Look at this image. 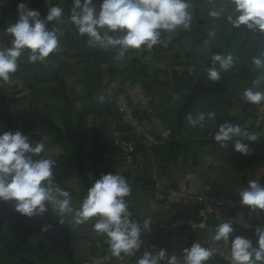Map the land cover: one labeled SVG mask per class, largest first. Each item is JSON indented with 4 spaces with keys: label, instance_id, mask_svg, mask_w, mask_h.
Returning <instances> with one entry per match:
<instances>
[{
    "label": "crops",
    "instance_id": "crops-1",
    "mask_svg": "<svg viewBox=\"0 0 264 264\" xmlns=\"http://www.w3.org/2000/svg\"><path fill=\"white\" fill-rule=\"evenodd\" d=\"M95 2L98 7L99 0ZM19 3L39 10L41 18L53 6L64 11L59 22L47 25L49 30H57L58 51L32 64L26 54L22 55L9 84L16 102L13 112L25 116L24 135L33 144H44V151L37 158L55 161L53 181L69 192L73 209L79 208L87 190L102 174L122 175L132 186V195L126 198L131 219H149L150 229H142L141 237H156L162 232L161 224L170 226L192 219L194 210L171 200L177 214L170 215L156 197L155 182L187 193H201L210 186L218 195L233 197H239L249 180L264 184V147L249 146L250 154L241 155L228 144L222 148L220 144L199 143L214 139L225 122L238 124L249 132L252 104L241 99L242 93L264 74V69H255L252 63L254 57L264 52V34L244 26L233 28L225 19L231 12L227 0H201L195 27L183 34L173 48L147 56L149 50L142 46L128 50L121 60L114 59L116 49L99 58L95 49L88 47L87 38L80 36L69 20L73 0H0V33L18 19ZM213 11L220 15L213 17ZM7 46L9 37L0 34V47ZM212 54L231 55L233 65L227 71L221 70L219 81L208 85L205 69H219L218 64L211 62ZM101 74L114 75L111 85L115 92L138 78L154 99L157 119L151 124L142 118V123L157 144L150 149L136 144L131 166L109 140L113 125L119 126L118 115L111 106H102L97 113L85 110ZM199 83L197 98L179 122V111ZM263 88L261 83L256 90ZM209 112L215 114L214 118L205 115L204 121L194 126L189 123L190 118L196 120L199 114ZM40 114L56 126L58 133H51L40 122ZM0 120L8 131H15V120L10 114L0 115ZM163 129H170L165 141L161 136ZM77 153L82 161L81 172ZM47 208L63 232L40 237L0 229V264H136L137 260L104 261L111 252L106 235L93 230L97 218L74 225L71 216L60 214L50 204ZM220 223L210 219L206 228H171L165 232L170 237L169 255L175 253L182 264L181 249L190 247L192 238L207 239L215 246L230 249L223 242L211 240ZM232 235L251 239L255 245L252 231L240 233L234 228ZM54 243L60 247L55 248ZM207 264L224 263L212 257Z\"/></svg>",
    "mask_w": 264,
    "mask_h": 264
},
{
    "label": "clouds",
    "instance_id": "clouds-1",
    "mask_svg": "<svg viewBox=\"0 0 264 264\" xmlns=\"http://www.w3.org/2000/svg\"><path fill=\"white\" fill-rule=\"evenodd\" d=\"M231 12L225 17L233 28L244 26L248 30L264 34V0H227ZM189 0H73L69 16L80 36L87 38L90 48L116 49L115 60L124 58L130 49L142 46L151 50L160 42L162 32H174L178 27L188 29L192 20ZM18 19L4 29L2 35L9 37L10 46L0 47V81L9 83L17 72L20 57L27 55L29 64L43 61L58 51L59 38L55 29L49 30V22L64 16L59 6L50 7L41 18L39 10L29 8L25 3L17 5ZM213 17L219 11L210 13ZM213 65L205 69L206 78L219 81L222 71L233 65L231 55H211ZM255 69H264V52L254 57ZM264 83V74L246 88L241 99L249 104L264 102V91L256 90ZM103 102V96L98 97ZM214 118V113H201L196 120L189 119L191 125ZM240 125L225 122L214 135V141L225 147L233 141L232 147L241 155L250 154L248 144L257 140ZM44 151L43 143L33 144L28 136L19 130L0 133V202H12L14 211L32 218L45 213L51 205L60 214L71 216L74 225L85 224L92 218L93 230L106 235L109 251L113 257L132 256L144 243L141 231L149 230L151 222L145 219L138 222L131 219L127 197L132 195V186L127 179L112 172L102 174L87 190L78 209L71 206L69 192L53 181L55 161L51 158H37ZM239 203L249 212H264V184L249 180L246 188L239 192ZM47 230V226L42 228ZM231 220H222L211 234L214 242H223L230 247L231 264H264V226H257L254 234L255 245L251 239L233 236ZM231 237V239H230ZM182 264H207L214 256V249L206 248L198 242L182 248ZM181 264L175 254L169 255L167 248L145 251L136 264Z\"/></svg>",
    "mask_w": 264,
    "mask_h": 264
},
{
    "label": "built area",
    "instance_id": "built-area-1",
    "mask_svg": "<svg viewBox=\"0 0 264 264\" xmlns=\"http://www.w3.org/2000/svg\"><path fill=\"white\" fill-rule=\"evenodd\" d=\"M189 3V11L192 16L190 27L188 29L178 27L174 32H162L160 42L146 53L147 56H153L158 52L173 48L175 42L183 34L191 31L195 27L201 0H189ZM94 49L99 58L100 55L111 54L115 51L112 48L102 49L96 47ZM113 78L114 75L112 74H101L99 82L91 95V100L97 104H108L117 112L119 126L113 125L112 144L119 150L127 165L131 166L136 144L147 149L157 144V140L153 134L142 123V118H145L151 124L156 121L155 103L140 79L134 78L124 89L115 92L111 85ZM10 90L9 83L0 81V115L10 114L15 120V131L19 130L24 134L23 128L25 124L23 119L25 116L16 115L13 112V107L16 102L11 97ZM260 91H264V88ZM100 96H103V102L99 101L98 97ZM250 121L251 129L248 133L256 134L258 138L264 139V102L259 105L252 104ZM120 127L128 133L129 138L123 136ZM4 131L8 130L0 120V133ZM161 136L164 141L168 140L170 129H163ZM154 190L156 197L170 215L174 216L177 214L175 206L170 201H178L193 208L192 219L180 221L170 226L161 224L159 229L163 233L161 232L156 237H140L144 243L134 255L127 256L122 254L121 257L117 258L110 254L104 258L106 263L138 260L145 251H155L161 247L167 248L170 237L165 232L171 228L184 226L195 229L206 228V224L210 219H215L220 222L222 220H231L233 227L238 231L254 232L257 226H264V212H249L247 208L240 206L239 197L218 195L210 186H206L201 193H187L155 182ZM105 242L108 244L107 238ZM190 242L191 244L198 242L206 248L214 249L215 254L213 258L219 259L224 264H231L230 249L215 246L207 239L192 238Z\"/></svg>",
    "mask_w": 264,
    "mask_h": 264
},
{
    "label": "water",
    "instance_id": "water-1",
    "mask_svg": "<svg viewBox=\"0 0 264 264\" xmlns=\"http://www.w3.org/2000/svg\"><path fill=\"white\" fill-rule=\"evenodd\" d=\"M202 79L203 76L201 77L200 83L202 82ZM200 83L196 86V88L190 94L185 105L179 111L178 114L179 122H181V120L185 116L184 114L187 112L192 102L197 98V93L201 90ZM39 120L51 133H55V134L58 133V129L56 128V126L50 123L49 119L46 116L40 114ZM112 133L113 130L111 129L108 135L109 140L111 142L113 140ZM242 142L248 144V146L251 147H256V148L264 147V144H259V145L254 144L253 142H250L247 139H242ZM199 143L218 144L214 141V139L200 140ZM232 144L233 141L228 142V145L232 146ZM76 158H77L79 170L81 172L82 161L80 159L79 153L76 154ZM45 226H47V230H42V228H44ZM0 229L6 230L11 233L40 236V237L46 236L47 234L54 235V232H63L62 226L57 221H55L49 210H47L45 213H43L40 216H33L32 218H27L14 211V204L12 202H0ZM54 247L58 249L60 245L58 243H54Z\"/></svg>",
    "mask_w": 264,
    "mask_h": 264
},
{
    "label": "trees",
    "instance_id": "trees-1",
    "mask_svg": "<svg viewBox=\"0 0 264 264\" xmlns=\"http://www.w3.org/2000/svg\"><path fill=\"white\" fill-rule=\"evenodd\" d=\"M104 55H100V57H103ZM98 82H99V79H98ZM98 82H97V84H98ZM212 82L213 81H211V80H208V85H212ZM97 86V85H96ZM96 88V87H95ZM95 88H94V90H95ZM106 105H108V104H97L96 102H94V101H92V100H90L89 101V103L87 104V106L85 107V110L86 111H91V112H95V113H97V112H99V110H100V108L102 107V106H106ZM112 111L116 114V116L118 115L117 114V112L114 110V109H112ZM262 142H264V139L263 138H257V140L256 141H254L253 143L254 144H261ZM237 230V229H236ZM240 233L241 232H246V231H239Z\"/></svg>",
    "mask_w": 264,
    "mask_h": 264
}]
</instances>
